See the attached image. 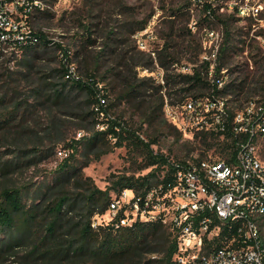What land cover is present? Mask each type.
<instances>
[{
	"label": "trees",
	"instance_id": "trees-1",
	"mask_svg": "<svg viewBox=\"0 0 264 264\" xmlns=\"http://www.w3.org/2000/svg\"><path fill=\"white\" fill-rule=\"evenodd\" d=\"M205 11L208 19L214 18L224 29L212 76L213 59L205 58L198 63L200 60L197 57L188 58L193 64L192 72L170 74L171 65L179 61L174 51L176 39L171 34L164 38L160 49L149 53L139 50V56L136 57L122 54L120 63L109 65L99 77L104 67V52L114 50L107 42L88 65L86 78L66 77L70 74L64 63L60 69L63 72L62 80L33 87L26 98H21L14 91L10 97V110L3 111V108H8L9 91L3 89L5 84L0 85V130L5 129L10 133L6 136L12 138V146L7 151H16V154L7 158L0 153V264H6L11 257L19 259L15 260L19 264H181L175 256L178 237L160 219L151 222L137 220L129 225L121 223L125 215L124 208L116 216L110 214L113 193L119 194L129 188L144 194L152 187L167 182L174 172L169 157L156 152L152 147L158 143L157 136L146 140L141 134L142 124L139 128L130 127L120 116L112 118L111 110L118 103L125 102L144 123L158 130L172 128L180 136L181 132L170 125L164 116L166 96L171 94L167 89L171 84L180 85L178 91L185 93L186 100L191 97L213 98V94L224 98L236 95L237 98L227 100L231 107L224 130L212 131L209 135L206 131L210 130L193 129L194 140L199 139L200 143L209 147L215 145L216 140L223 135L224 139L217 144L216 150L220 152L221 158L233 160L237 142L245 141L248 135L234 132V107L238 106L231 105L230 101L240 102L239 94L251 81L248 84L247 79L227 81L221 87L213 81V78L222 77V71L229 66L228 58L234 44L230 30L231 19L216 15L208 3L205 4ZM146 23L147 20L136 27L131 26L130 36L144 29ZM126 38L130 39L129 34ZM109 39L116 40L111 37ZM187 41L189 47L195 46V39L189 38ZM40 43L47 45L49 40L37 31L32 33L27 42H10L12 46L26 52ZM155 62L165 71L163 84L156 83L151 76H139V68L150 70ZM252 84L263 88L264 77H254ZM149 90L153 91L151 95L155 96L154 99L147 98L146 92ZM190 93L192 96H189ZM254 93L259 95L260 92L256 90ZM261 96L262 99L256 102L264 101V95ZM29 97L37 99L38 104L46 105L49 112L46 127L43 132H36L32 146L29 144L32 138L23 133L25 128L20 127L14 133L10 129L16 113L23 105L29 104ZM59 112L79 121L78 128L86 133L66 141L64 129L67 118L60 116ZM101 126L105 128L100 129ZM45 141H50L52 145L44 148ZM61 141H66L60 147L67 149L68 155L63 158L50 180L35 188L19 186L12 180V175L21 168L42 162L52 154L54 145ZM122 146H132L141 151L146 161L142 169L153 167L152 170L140 176H116L106 189L98 187L92 178L84 177L82 166ZM163 166L168 172L161 174ZM96 215L102 219L93 226ZM234 234L235 231H229L224 226L220 235L209 241L210 248L221 246L224 236L232 238ZM22 246H26V249L21 253Z\"/></svg>",
	"mask_w": 264,
	"mask_h": 264
},
{
	"label": "rangeland",
	"instance_id": "rangeland-1",
	"mask_svg": "<svg viewBox=\"0 0 264 264\" xmlns=\"http://www.w3.org/2000/svg\"><path fill=\"white\" fill-rule=\"evenodd\" d=\"M246 2L247 0H75L71 3L56 2L30 20L32 32H40L46 40H49L47 45L40 43L26 52L7 42H0V85L5 84L3 89L9 91L8 108H3V111L11 109L9 108L12 107L10 97L13 96L14 91L18 92L21 98H26L30 95L33 87L45 86L46 82L62 80L63 72L60 69L64 63L68 66L70 76L86 78L88 65L94 60L98 51L104 49L107 42L114 50L106 49L107 51L104 52L105 55L102 58L104 67L99 77L102 76L106 67L120 63L122 54L139 56L137 55L139 50L149 53L154 49H160L164 38L171 34L176 39L174 51L179 61L171 65L170 74L192 72L193 64L188 58L197 57L200 60L198 63H200L204 55L211 54L213 45L218 41L216 36L208 38L207 30L213 28L220 32L224 31L223 26L217 20L208 19L206 16V3L211 4L216 15L231 19L230 30L234 45L228 58L229 66L222 71V78L225 82L235 80L239 82L247 79L248 84L251 81L239 94L240 102L230 101V104L244 106L248 102L262 99L264 87L253 86L252 79L261 75L264 77V22L262 19L257 20L239 15L238 6L246 5ZM252 3L264 5V0H250L248 5ZM260 17H264V12ZM145 20H147L146 27L130 36L131 26L136 27ZM128 34L130 39L126 38ZM109 37L116 38V40L112 39L111 41ZM189 38L195 39V46H188L187 39ZM203 44L207 45L206 50H204ZM66 55H68V59H66ZM138 73L141 77L151 76L156 83L163 84L165 71L156 62L150 70L139 68ZM45 76L47 77L43 78ZM179 87L180 85L173 86L172 84L168 87L167 92L171 94L166 96V102L170 104L186 103L185 93H180ZM256 90L260 92L259 95L254 93ZM146 93L148 99L155 98L154 95H151L152 90ZM189 96H192L191 93ZM226 98L230 100L237 97L229 95ZM37 101L34 97H29V104L23 105L16 113L13 127L10 128L12 133L16 129L19 130L20 127L21 129L25 128L24 135L32 138V142H29L30 146L36 140V132H43L48 121L49 112L46 105L38 104ZM175 110L178 111L177 123L179 126L182 125L181 129L169 121L167 109L164 111V116L170 125L175 126L181 132L180 136L172 128L158 130L156 127L144 123L136 111L125 102L118 103L112 108L111 117L120 116L130 127L134 128H139L142 124V136L146 140L149 137L157 136L158 143L152 147L156 152L162 153L172 160L187 158L192 151L199 152L204 156L211 155L214 159H223L216 149L218 148L217 144L222 143L224 136L220 135L216 140L217 143L212 147L206 146L203 142L200 143L199 139L195 141L192 126H195L196 123H191L189 119L183 121L181 114L186 116L187 113L183 105L178 109L175 107ZM59 115L67 118L64 129L67 134L66 141L74 137L79 138L78 132H81L82 135L86 133L82 128H78L79 121H75L76 119H72L62 112H59ZM186 126L187 128H185ZM100 129L103 128L100 127ZM4 130H0V153L5 155L4 158H7L16 154V151L14 153L7 151L12 146V138L7 137L6 135L10 133ZM206 132L209 135L212 134L210 133L212 131ZM177 137L180 138L177 139ZM66 141L53 144L52 154L37 165L21 168L12 175V180L19 186L29 185L31 188L50 180L56 168L63 161L58 157L57 150ZM51 145L50 141H45L44 148ZM258 148L264 157V137L259 138ZM145 162L141 151L132 146H122L115 147L99 159L91 160L86 166H81L84 177L92 178L98 187L106 189L111 186L116 176H140L150 172L153 167L142 169ZM165 170L166 167L163 166L160 173L163 174ZM0 180H2V176H0ZM95 219L96 223L101 220L96 217ZM25 249L26 246H22L21 253ZM15 260L19 259L11 257L6 264H19Z\"/></svg>",
	"mask_w": 264,
	"mask_h": 264
},
{
	"label": "built area",
	"instance_id": "built-area-1",
	"mask_svg": "<svg viewBox=\"0 0 264 264\" xmlns=\"http://www.w3.org/2000/svg\"><path fill=\"white\" fill-rule=\"evenodd\" d=\"M73 1L0 0V42H27L33 33L30 20L56 2ZM249 3L247 0L246 5L238 6L239 15L264 22V17H260L264 5ZM213 36L218 41L211 54L203 58L213 59L211 76L224 34L213 28L207 30V37ZM203 48L206 50L207 45L203 44ZM213 81L219 87L225 83L222 77ZM212 97H191L183 104L166 102L164 110L168 111L169 121L180 129L175 107L183 105L187 110L186 116L181 114L183 121L196 123L193 129L224 130L231 106L227 98L214 94ZM234 110V132L246 133L248 137L237 142L233 160L214 159L192 151L187 158L176 162L168 158L174 172L167 182L144 194L129 188L113 193L110 214L116 216L124 208L122 224L160 219L177 235L175 256L181 264H264V157L258 148L259 138L264 137V101H251ZM81 135L78 132L77 136ZM57 154L63 159L68 150L59 147ZM167 172L168 169L164 173ZM95 217L102 219L100 215ZM96 224L94 218L93 226ZM224 226L235 234L232 238L224 236L221 246L210 248L209 241L219 236Z\"/></svg>",
	"mask_w": 264,
	"mask_h": 264
}]
</instances>
